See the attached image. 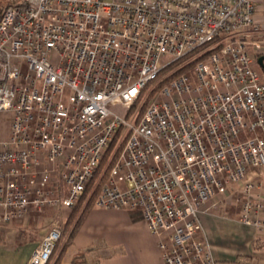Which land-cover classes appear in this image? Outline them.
<instances>
[{
	"label": "built area",
	"instance_id": "2783aa9c",
	"mask_svg": "<svg viewBox=\"0 0 264 264\" xmlns=\"http://www.w3.org/2000/svg\"><path fill=\"white\" fill-rule=\"evenodd\" d=\"M256 10L255 0L8 6L0 17V113L11 116L0 142V224L74 208L115 144L119 158L96 206L141 211L165 264H217L201 216L226 200L264 234V81L246 40L259 30ZM205 46L189 73L172 78L178 61ZM164 56L173 59L160 67ZM60 159L65 198L47 190ZM62 233L51 229L28 264H48Z\"/></svg>",
	"mask_w": 264,
	"mask_h": 264
},
{
	"label": "crops",
	"instance_id": "0c3cea01",
	"mask_svg": "<svg viewBox=\"0 0 264 264\" xmlns=\"http://www.w3.org/2000/svg\"><path fill=\"white\" fill-rule=\"evenodd\" d=\"M258 14L256 10L259 30L250 36H259L263 31L264 16ZM0 116H4L0 119V127H5L4 132L3 129L0 131V142H3L10 137L11 116L8 113H0ZM63 161L60 159L55 164L54 176L47 186V190L61 198L68 195V186L61 180ZM44 163L48 164L46 160ZM261 179L264 183V177ZM3 184L4 181H0V185ZM67 212L65 208L45 207L0 224V264H28L45 235L65 224L70 217ZM239 217L240 205L230 200L201 216L202 233L212 248L216 263L264 264V234L242 224ZM59 264L165 263L158 240L152 235L141 211L107 210L95 205Z\"/></svg>",
	"mask_w": 264,
	"mask_h": 264
},
{
	"label": "trees",
	"instance_id": "16d2710c",
	"mask_svg": "<svg viewBox=\"0 0 264 264\" xmlns=\"http://www.w3.org/2000/svg\"><path fill=\"white\" fill-rule=\"evenodd\" d=\"M3 12H4V10L1 11L0 17H1ZM219 43L220 42H218V41H215L213 43L214 45L217 44L216 50H219L223 46V43H220V44ZM208 48H209V46H205V47L197 50L196 52L185 57L183 60L178 61L175 65L178 66L184 62L190 61L193 57H195L196 55L205 51ZM207 55H209V54H207ZM206 56H203V57L205 58ZM194 65H195V62H191V63L187 64L185 66L186 67L185 69L184 68L180 69L178 72H176L172 76V78L175 76H178L179 74L189 73V71H191V69L193 68ZM169 80H171V79H167L163 83V85L167 84L169 82ZM163 85L160 87V89L163 87ZM156 90H153V91H156ZM150 97H152V95ZM134 107H136V106H134ZM144 107H145V104L141 110V113L143 112ZM114 149H115V144H113L110 147V149L105 153V156H104L100 166L98 167V169H97L96 173L94 174L92 180L88 184V186H87L84 194L82 195L81 199L77 203L74 211L72 212L70 217L67 219L65 224H63L62 238H61L60 242L58 243V245L56 246V249L53 253V256L51 257L48 264H59L60 263L63 256L65 255L67 249L70 247V245L74 241L76 234L81 229L86 215L89 213L90 210H92L93 207H95L97 198H98L102 188L108 183L111 170H112L113 166L115 165V162L119 158V153H120L121 149L119 151H116V152H114ZM54 256L56 257V259H54L55 258Z\"/></svg>",
	"mask_w": 264,
	"mask_h": 264
},
{
	"label": "rangeland",
	"instance_id": "374dc122",
	"mask_svg": "<svg viewBox=\"0 0 264 264\" xmlns=\"http://www.w3.org/2000/svg\"><path fill=\"white\" fill-rule=\"evenodd\" d=\"M21 1H23V0H0V13H1L2 10H6V7L11 6V5H14V4H17V3H20ZM255 2H256V6L258 7L257 10L259 11V14L258 15L263 17L264 16V0H258V1H255ZM246 40H248L247 41L249 43V45H248L249 48L248 49H249V52L251 53V57H252L253 61L255 62L256 56H258L260 54H263L264 55V28H263V31L260 33L259 36L251 35L248 38H246ZM254 43L261 44L260 50L257 51L253 46H251V44H254ZM200 55H202V52L199 53L198 55H196L195 57H193L189 62H184V63H182V64H180L178 66L179 67L182 66V68L185 69L186 68L185 66L187 64L191 63L192 60H194L195 58H198ZM172 59L173 58L171 56H164L161 59V61H160V67H163V66L167 65L169 62H171ZM177 68L178 67H175L174 66V67H171L168 70H166V71L163 72V75L160 76L158 82L152 88V90H153L154 87H155L154 90H156V89L157 90L156 91H152L151 90V91L148 92V97H147V100L145 102V106H146L147 102H149L151 100V98L154 96V93L157 92L160 89V87L163 85V83L168 79V76L176 72V69ZM257 70L259 71L258 68H257ZM151 95H152V97H150ZM119 109H120L119 107L115 108L116 111H119ZM2 117L4 118V116H2ZM2 117L0 116V119L1 120L3 119ZM2 129H3V132H4L5 127L4 128L3 127H0V131H2ZM247 136L250 137L251 135L248 134ZM241 138L245 139L246 138V135H242ZM75 207L72 208V209H67L68 210L67 213L71 215L72 212L74 211ZM61 227L63 229V224H62Z\"/></svg>",
	"mask_w": 264,
	"mask_h": 264
},
{
	"label": "flooded vegetation",
	"instance_id": "af4514ba",
	"mask_svg": "<svg viewBox=\"0 0 264 264\" xmlns=\"http://www.w3.org/2000/svg\"><path fill=\"white\" fill-rule=\"evenodd\" d=\"M255 66L259 69V72L261 73V77L264 81V55L260 54L256 56L255 58Z\"/></svg>",
	"mask_w": 264,
	"mask_h": 264
}]
</instances>
